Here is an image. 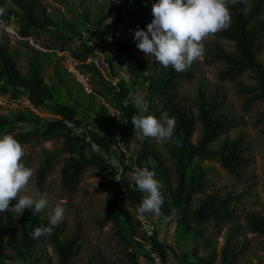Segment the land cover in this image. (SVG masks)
Returning <instances> with one entry per match:
<instances>
[{
    "label": "rangeland",
    "instance_id": "1",
    "mask_svg": "<svg viewBox=\"0 0 264 264\" xmlns=\"http://www.w3.org/2000/svg\"><path fill=\"white\" fill-rule=\"evenodd\" d=\"M38 2L40 13L45 12L52 16L58 22V27H33L28 35H24L19 17L14 13L18 7L9 0L5 12L9 17L8 20L0 19L4 24V27H0V34L8 35L10 47L17 55L23 72L27 71L28 55L32 47L48 55L44 74L46 81L54 87L53 99L48 100L45 106L35 107L25 90L16 88L2 79L0 81L1 112L22 113L25 119L0 127V135L28 133V140L23 142L25 150L23 162L25 166L35 170V175L26 194L32 191L47 193L49 205L43 212L48 220L58 204L66 209L62 221L65 230L60 238L68 239L77 231L80 233L79 254L71 259L70 264H142L141 260L146 256L141 240L144 232L137 223L135 204L120 195L119 201L128 209L131 221L120 218L115 224L111 220H105L108 198L105 193L96 192L95 188L101 182L118 183L115 176L113 175L112 179L108 170H100L102 165L87 164L78 176H70L65 181V167L68 166L71 158H82L85 138L72 136L60 126H54L52 130L49 128V122L61 118L52 109V106L57 104L77 108L76 121L85 135L86 132L104 134L105 131L100 129L99 124L105 122L118 139L123 127L129 122L124 112L115 108L114 89L109 84L104 86L88 67L73 56V52L82 49V42H89L91 38L96 46L94 56L104 61H111L113 65L110 76L118 75L120 81L130 88V97L124 102L127 105L135 104L134 97L143 94L148 105L147 112L157 118L161 117L157 115V106L151 104L147 96L149 82L131 75L122 67L123 63L116 52L113 40L102 39L96 31L92 36L85 34L86 22H88L85 17L97 22L99 18L109 14L105 22L112 23L117 19L120 22L115 36H129L136 50L137 42L133 39L134 33L131 30L129 16L133 8L125 0H38ZM76 25L84 33L83 37L71 32L72 26ZM214 39H218L226 48L234 50V42L226 38L212 36L205 40L204 54L194 62L196 76L192 80H183L180 91L185 94L186 103H192L200 91L207 96L217 94L219 99L223 100L222 113L227 117L239 119L241 123L222 133L219 139L211 143V146L217 147L220 139L227 135L235 137L243 134L248 145L246 153L251 159L244 166L240 176L223 168L216 159L198 158L195 163L189 164L187 166L189 176L198 172L196 165L204 166L205 185L201 190L193 193V207H198L209 191L220 190L238 194L239 198L236 201L238 215L233 223L237 230L236 238L244 249L235 264H264V235L251 231L245 217L250 210L264 208V120L258 123L259 115L264 111V98L249 105L245 103V96L239 91V83L255 84L256 82L249 70L244 71L234 80L220 77L224 63L212 61L206 56L209 43ZM138 54L148 61L147 74L159 68L160 65L154 57L149 58L142 51H138ZM258 57L264 63V48ZM55 63H59L63 68L61 73L65 83L62 85L56 82ZM102 105L107 107L108 114L101 113ZM33 108L38 109L39 112L34 111ZM34 115H38L41 119L36 120ZM175 132L174 129L169 144L153 138H145L138 142L133 139L134 135L130 142L137 160L140 161L137 168L153 170L155 178L163 185L164 200L169 201L172 199L171 192L177 188L179 180L176 159L171 151ZM197 136L198 132L195 133L194 140ZM145 142L148 143L147 151L158 154L161 162L154 153L139 160ZM130 174L127 175L126 181L133 183L129 178ZM17 202V200L11 201L13 206ZM26 210L22 216L14 213L18 222L22 221ZM170 215H173L170 221L165 218L157 220L162 224L164 232L167 264H196V254L204 256L213 253L214 250L220 251L230 223H192V228L187 229L178 222V216ZM200 229L204 230V234L199 232ZM6 253L7 257L0 260V264H60L57 250L51 241V234L36 239V244L29 253H19L9 247ZM217 263L218 259L215 264Z\"/></svg>",
    "mask_w": 264,
    "mask_h": 264
},
{
    "label": "trees",
    "instance_id": "2",
    "mask_svg": "<svg viewBox=\"0 0 264 264\" xmlns=\"http://www.w3.org/2000/svg\"><path fill=\"white\" fill-rule=\"evenodd\" d=\"M8 1L0 0V7L6 9ZM10 1L18 7L17 10H14V13L19 17L24 35H28L33 27H58V22L52 16L45 12L40 13L38 0ZM125 2L133 8V11L129 14L131 30L137 28L147 29L148 23L153 19L152 5L158 0H125ZM230 11L232 16L230 27L216 33L214 36L233 41L234 50L226 48L218 39H214L209 43L206 56L212 61H222L224 63V68L220 71V77L223 79L234 80L246 70L252 73L256 81L255 84L239 83V91L244 94L245 103L249 105L258 99L264 98V63L258 57L264 48V0H241L234 6H230ZM8 17L5 14L0 19L8 20ZM108 17L109 14H106L99 18L97 22H92L88 17H85V19L95 24L99 36L114 37L118 32L120 22L118 19L112 23L105 22ZM71 29V32H75L79 37L84 36L77 25L72 26ZM113 45L118 56L127 59L129 73L149 82L147 96L151 104L157 106V115L161 116L166 111L169 117L174 118L176 121V132L171 151L176 159L179 180L177 188L171 192L172 199L170 201L164 200L160 217L165 218L170 214H174L178 216V222L187 229L192 228V223H230L219 252L214 250L213 253L204 256L196 254L195 257L196 264H215L217 259V264H235L244 249L236 238L237 230L233 223L238 215L236 201L239 196L232 192L209 191L203 197L199 206L194 208L192 195L205 185L204 166L196 165L198 172L190 176L187 166L195 163L198 158L216 159L223 168L240 176L244 166L251 159L246 153L248 145L244 135L240 134L235 137L227 135L220 139L217 147L211 146V143L219 139L222 133L231 127L238 126L241 123L240 120L227 117L222 113L223 100H220L217 94L207 96L203 91H200L192 103L184 101L185 94L180 91L181 82L195 78L194 63L185 72H176L171 67L165 68L160 65L155 72L147 74L148 61L138 54V51H140L138 48L134 49L132 39L129 36H116ZM95 50L93 45L82 42V49L73 52V56L88 67L104 86L110 85V82L103 77L101 71L94 64L85 62L95 54ZM47 60V54L32 47L31 53L28 55L27 71L23 72L19 66L17 55L10 47L8 35L0 34V81L5 79L10 85L25 90L28 93L30 102L35 107L45 106L48 100L53 99L54 87L46 81L44 74ZM110 64L113 65L111 61ZM54 68L56 82L62 85L65 83L64 76L61 73L63 68L59 63H55ZM118 86L119 90L113 91L115 108L123 111L129 119V122L122 129L120 139L130 143L134 135L131 118L135 115H149L150 113H142L134 103L125 106L124 101L130 97V88L123 81H119ZM110 87L113 89L111 85ZM52 109L61 118L49 122L51 130L54 126H60L65 130V119L77 120L78 110L74 106L57 104L53 105ZM100 111L108 114L106 106L102 105ZM34 118L36 120L41 119L38 115H34ZM24 119L25 116L22 113H6L5 115L0 109V127ZM263 120L264 111L260 113L258 123ZM99 127L102 131H105L104 134L92 132V137L103 148H111L118 141L114 131L105 122L100 123ZM196 132H198V136L194 140ZM27 134L18 132L14 136L23 145V142L28 140ZM164 142L169 144V140ZM86 147L85 144L82 149V158H71L68 166L65 167V181L70 176H78L87 164L102 165L100 170L108 169L97 154L86 153ZM147 150L148 143L145 142L143 151L139 154V160L146 158L150 153H154ZM154 156L161 162L158 154L154 153ZM137 162L140 161L137 160ZM95 191L107 195L109 204L105 220H111L115 224L119 222L120 218L131 221L128 209L119 201L120 195H123L134 204L141 203L145 195L133 183L126 180L118 183L113 181L101 182L96 186ZM245 217L247 226L251 231L264 235V208L262 210H250L245 214ZM137 223L139 225L138 220ZM40 226L50 227L49 220L44 212L33 215L32 210L27 209L21 222H18L17 217L12 212L0 213V260L7 257L6 250L8 247L23 254L31 252L36 244V238H33L32 233L35 228ZM64 230L65 224L63 222L53 227L51 241L57 250L60 264H70L71 259L79 254L80 233L77 231L72 237L61 239L60 235ZM199 232L204 234L203 229H200ZM152 239L166 259L167 255L164 250L166 246L161 241L159 233H155ZM141 240L145 241L144 234H142Z\"/></svg>",
    "mask_w": 264,
    "mask_h": 264
},
{
    "label": "clouds",
    "instance_id": "3",
    "mask_svg": "<svg viewBox=\"0 0 264 264\" xmlns=\"http://www.w3.org/2000/svg\"><path fill=\"white\" fill-rule=\"evenodd\" d=\"M241 0H158L152 5L153 19L147 29L137 28L133 39L137 48L165 68L176 72L188 71L205 51L204 41L230 27V6ZM6 9L0 7V17ZM0 27H4L0 20ZM136 107L146 113L148 105L143 94L134 97ZM6 115V113H5ZM134 140L145 138L168 141L173 138L175 119L165 111L160 118L155 115H135ZM24 146L12 134L0 135V213L12 212L23 215L31 209L33 215L42 213L49 205L47 193L32 191L26 194L35 170L25 166ZM136 188L144 195L138 211L159 216L164 203L163 185L148 168H137L129 176ZM118 181V180H117ZM18 202L13 206L11 201ZM66 209L59 204L49 216V225L34 229L32 236L38 239L50 235L53 227L64 219Z\"/></svg>",
    "mask_w": 264,
    "mask_h": 264
},
{
    "label": "built area",
    "instance_id": "4",
    "mask_svg": "<svg viewBox=\"0 0 264 264\" xmlns=\"http://www.w3.org/2000/svg\"><path fill=\"white\" fill-rule=\"evenodd\" d=\"M82 12V10H81ZM97 31L95 24L91 22H86V32L85 34H90L91 36L94 34V32ZM102 39L107 40H113L114 37H107V36H100ZM89 44L95 46V43L93 39L89 40ZM96 52V50H95ZM119 58L122 60V67L125 70H128V62L126 58H122L119 56ZM86 63H94V65L101 71L103 77L110 82V85L113 87L114 90H119L118 82L120 81V78L118 75L115 77H111L110 73L112 70V66L110 64V61H104L101 60L97 56H90L86 61ZM124 105L126 106V102H124ZM34 111L39 112L38 109L33 108ZM64 125L66 127V130L69 134L72 136H81L85 138L86 142V151L89 154H97L102 162L107 166V170L110 173V177L113 179V175L116 178L117 182H120L123 179H127V175L129 173H132L135 169L138 167L137 162V155L133 148L130 146V143L121 140L118 138V141L115 145H113L111 148H103L97 141L92 137V135L89 132H85L83 129H80V125L77 123L76 120H64ZM153 171V170H150ZM141 203L135 204V214L136 219L139 222L140 228L144 232L145 235V241L143 242L144 250L146 253V256L142 258L141 263L142 264H167L168 261L165 259L161 253V251L156 247L153 237L155 233H159V226L157 220H162L164 218H161L160 215H154L151 213H145L141 214L138 211V206ZM173 218V215L165 217V220L170 221ZM160 235V233H159ZM161 241H165L164 236H160Z\"/></svg>",
    "mask_w": 264,
    "mask_h": 264
},
{
    "label": "crops",
    "instance_id": "5",
    "mask_svg": "<svg viewBox=\"0 0 264 264\" xmlns=\"http://www.w3.org/2000/svg\"><path fill=\"white\" fill-rule=\"evenodd\" d=\"M121 60V59H120ZM158 226H159V233H160V236L162 237L164 235V232H163V229H162V224H160V222L158 223Z\"/></svg>",
    "mask_w": 264,
    "mask_h": 264
}]
</instances>
